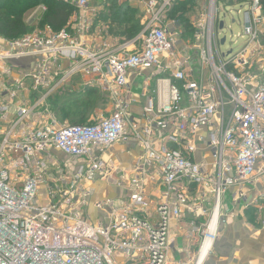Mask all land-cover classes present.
<instances>
[{
    "label": "built area",
    "instance_id": "2783aa9c",
    "mask_svg": "<svg viewBox=\"0 0 264 264\" xmlns=\"http://www.w3.org/2000/svg\"><path fill=\"white\" fill-rule=\"evenodd\" d=\"M90 1H67L85 36ZM125 1L144 20L116 46L88 44L72 20L13 40L0 33V264H168L172 226L185 219L186 238L200 237L190 262L205 264L231 189L234 205L256 191L244 209L254 207L264 228V75L252 70L264 72L263 3L209 0L191 47L174 28L179 18H168L171 0ZM228 15L242 32L222 53ZM21 59L30 70L14 77ZM132 75L142 78L138 96ZM76 76L109 95V115L60 124L50 100ZM138 99L141 115L132 112ZM130 140L144 150L136 160L109 155ZM104 183L121 194L107 196Z\"/></svg>",
    "mask_w": 264,
    "mask_h": 264
},
{
    "label": "crops",
    "instance_id": "0c3cea01",
    "mask_svg": "<svg viewBox=\"0 0 264 264\" xmlns=\"http://www.w3.org/2000/svg\"><path fill=\"white\" fill-rule=\"evenodd\" d=\"M90 7L94 9V13H91L94 25L90 34L83 38L90 45L98 46L102 42L107 41L116 46L135 38L142 30L144 12L136 3H130L125 0H91ZM70 20H72L71 24L74 28L80 22L74 16H71ZM137 23L140 28L134 30L133 25ZM29 64V60L25 61L24 67L16 69L14 77H21L25 72L29 71ZM85 78L74 77L71 81L61 86L50 100L54 115L61 124L66 123L65 121L92 123L100 117L109 115L112 111V102L109 95L103 93L99 87H84L83 84L87 79ZM139 78V76L132 75V89H134V85ZM134 94L138 96L141 92H134ZM68 95L74 98L70 97L68 102H63V98ZM98 97L101 105L107 107L108 114H102L94 108V102L97 101ZM142 101V99H138L132 105L134 114L141 115ZM143 152L144 150L137 141L130 140L115 144L109 155L118 158L124 165H127L136 160ZM62 156L61 159L63 161L72 164L71 158L64 154ZM96 188L98 189L99 185ZM102 189L107 196H118L121 194L120 190L112 189L105 183L102 184ZM235 191L236 189H231L225 196L224 205L230 216L226 223L220 226L219 238L205 264H264V228L250 221L249 218L254 211L253 207L244 209V207L240 206L242 200H248L249 203L257 193L253 188H250L247 197L239 199L235 205L233 204V208L230 209L225 202L226 199L227 201H232ZM187 228L188 220L186 219L182 223L173 224L174 241L168 264H192L190 262L192 254L189 252H191V247L193 249L198 248L200 237L196 236L189 241L185 236Z\"/></svg>",
    "mask_w": 264,
    "mask_h": 264
},
{
    "label": "rangeland",
    "instance_id": "374dc122",
    "mask_svg": "<svg viewBox=\"0 0 264 264\" xmlns=\"http://www.w3.org/2000/svg\"><path fill=\"white\" fill-rule=\"evenodd\" d=\"M172 1V6L170 8V10L168 11V18L170 19H174V18H179L180 22H181V26L176 25L174 28L176 31L178 32H182V42L181 44H184L186 46H195V31L199 28V24L201 23L202 19L205 18L207 15L210 14V6H209V0H171ZM230 1H226L223 3H226L227 5H224L223 7L226 8L227 11H229V8H227V6H229ZM40 4H44L41 3L40 1H38L37 3H34L30 6H28L23 13V20L24 23L26 24L28 30L26 31L25 34L28 33H34V32H40L42 30H44L45 28V23H43V16L44 13H41L38 10V7ZM229 14V12H228ZM234 16L239 19V21L241 20L242 16L241 15H237L236 13H234ZM181 17V18H180ZM226 23L227 26L229 27V32L227 33V35L229 36L227 39V43L221 47V51L226 52L229 51L231 49V42L235 41L239 34L242 32V25L240 24V22H232V17L230 15L227 16L226 18ZM68 27L69 23L67 24ZM76 27V26H75ZM72 28V27H71ZM81 26L78 27V29L76 28H72L73 32L76 34V36H79L80 38H85V34L81 32L80 30ZM230 30L233 31V35L235 36V38H233V40H231L232 38V34L230 32ZM240 38L238 39V42L240 43ZM262 45L264 47V38L261 39ZM264 53V52H263ZM25 61H27L26 59H21V60H16L15 63L19 64V65H24ZM253 72H256L257 75L259 76H263L264 72L262 69H260V67L254 66V68H252ZM143 84H142V78L140 77L137 81L136 84L134 85V92H138L140 93L142 90ZM70 97L74 98L71 95H68L67 97L65 96L62 100L63 102H68ZM104 104V102H103ZM94 108L97 109L100 113L102 114H108L107 113V107L106 106H102L101 105V101L100 98L98 97L97 101L94 102ZM66 123H62L63 124H70V123H74V121H65ZM61 124V123H60ZM54 154L56 155V157H58L59 159H61V157H63V153L56 151L54 152ZM65 159V158H64ZM66 160V159H65ZM230 209L233 208V202L226 199L225 202ZM246 205H248V200H242L240 202V206L241 207H245ZM92 207V206H91ZM254 209V207H253ZM251 213V212H250ZM250 221L254 224H258L256 223V218H255V209L253 211V213H251V217L249 218Z\"/></svg>",
    "mask_w": 264,
    "mask_h": 264
},
{
    "label": "trees",
    "instance_id": "16d2710c",
    "mask_svg": "<svg viewBox=\"0 0 264 264\" xmlns=\"http://www.w3.org/2000/svg\"><path fill=\"white\" fill-rule=\"evenodd\" d=\"M38 1L47 6L43 23L50 24L55 30L67 26L75 9L69 2L62 0H0V33L10 40L23 36L28 30L23 20L24 10ZM261 2L264 6V0ZM134 25V30L140 28L138 23Z\"/></svg>",
    "mask_w": 264,
    "mask_h": 264
},
{
    "label": "water",
    "instance_id": "95a60500",
    "mask_svg": "<svg viewBox=\"0 0 264 264\" xmlns=\"http://www.w3.org/2000/svg\"><path fill=\"white\" fill-rule=\"evenodd\" d=\"M62 1L67 2L68 0H62ZM220 27H223V22L220 24ZM224 42H225V39L222 40V43H224Z\"/></svg>",
    "mask_w": 264,
    "mask_h": 264
}]
</instances>
